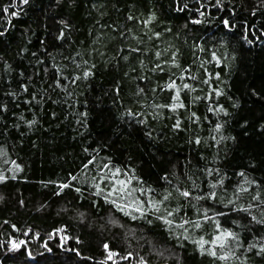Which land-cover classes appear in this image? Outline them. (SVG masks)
Here are the masks:
<instances>
[{"label": "trees", "instance_id": "16d2710c", "mask_svg": "<svg viewBox=\"0 0 264 264\" xmlns=\"http://www.w3.org/2000/svg\"><path fill=\"white\" fill-rule=\"evenodd\" d=\"M0 178V264H264V0H0Z\"/></svg>", "mask_w": 264, "mask_h": 264}, {"label": "snow or ice", "instance_id": "6c2138e0", "mask_svg": "<svg viewBox=\"0 0 264 264\" xmlns=\"http://www.w3.org/2000/svg\"><path fill=\"white\" fill-rule=\"evenodd\" d=\"M25 2H27V0H25ZM130 19H131V17H130ZM89 74H90V73H87V72L85 73L86 76L89 75ZM168 87L171 88V89H177V86H176L175 82L169 84ZM183 87L187 88L188 85L185 84ZM217 95H219V93H217ZM175 99H176V100H179V89H177V91H176ZM183 106H184V105L181 103V104H178V105L172 107L171 110L175 111V110H176V107H183ZM177 126H178V125H177ZM0 179H2V178H0ZM66 186H67V185H64L63 187H66ZM181 194H182L183 196H185V197H189V196H190V193L187 192V191H184V192H182ZM224 235H225V238L232 237V234H231V233H225ZM217 240H220V237H217ZM223 246H224L223 243H221V244L219 245V247H221V248H223ZM262 250H264V249H262ZM212 254L215 255V253H212ZM221 258H222V259H227L226 256L221 257Z\"/></svg>", "mask_w": 264, "mask_h": 264}]
</instances>
